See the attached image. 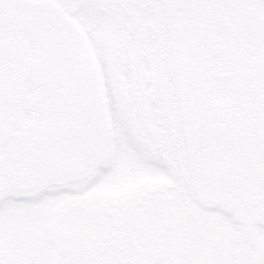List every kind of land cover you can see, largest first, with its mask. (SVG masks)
<instances>
[{
    "label": "flooded vegetation",
    "instance_id": "1",
    "mask_svg": "<svg viewBox=\"0 0 264 264\" xmlns=\"http://www.w3.org/2000/svg\"><path fill=\"white\" fill-rule=\"evenodd\" d=\"M75 1L73 21L88 10L102 11L105 37L110 42L116 38V49L122 43L126 46V55L121 61L127 64L117 72L120 80L117 95L123 112L136 128L138 140L154 159L151 168L153 166L155 174L147 179L154 187L133 204L140 206L145 200V211L150 206L152 212L156 209L152 213L153 229L145 233L144 223L135 226L133 215L121 212L112 204L113 208L106 209L111 220L105 225L102 239L98 240V234L95 235L97 248L125 264H146L140 255L144 253L147 234L150 244L155 245L151 252L152 264H190L187 254H179L184 238L199 243L200 257L204 255V260L208 251L217 250L219 242L216 237L212 238V233L223 230L220 219H224L226 234L234 241V251L239 249V232L243 226L248 238L242 252L253 255L256 248L260 258L264 245L256 244L252 229L254 207L264 199V0ZM113 1L116 6H110ZM65 2L71 4L65 0V7H68ZM63 5H57L59 10L62 11ZM32 9L28 0H0V37L8 36L13 30L16 36L28 22H36ZM35 9L44 24L38 54L48 59L38 68L48 88L51 81L43 76L47 64L58 69L54 62H70L74 57L72 48L66 50L61 43L70 44L59 23V14L55 15L54 8L46 3ZM120 14L127 15L126 23ZM63 32L65 36L61 39ZM215 33L219 34V42H224L219 44V51L227 54L234 69L229 76L232 79L234 74L236 78L233 77L232 85L229 80L225 84L221 79L217 82L222 94L219 101L211 99L200 78V68L207 61L218 59ZM99 43L97 41V45ZM118 54L113 51L109 60L112 56L116 60ZM12 57L21 65L1 64ZM31 63L21 50L0 44V73L3 75H9L12 69L15 75L19 68L26 72ZM62 70L70 74L71 84L73 80L72 65L67 68L61 65L56 73L60 82L56 81L53 87L59 94L67 88L66 82L59 87ZM125 71L127 74L122 73ZM131 80L134 98L127 85ZM73 94L75 97L74 91ZM55 103L54 108L59 110L60 102ZM54 115L58 117V113ZM69 120L70 116L65 120H52L46 126L48 129L44 128L47 133H43L37 152L31 153V148L21 150L24 165L19 173L16 165L0 164V176L7 179V183L0 182V206L5 201L10 203L11 198L22 199L18 195L10 197L13 191L32 190L35 182L21 184L19 181L31 178L34 172L50 169L64 175L87 170L96 149L91 128L87 127L85 132L74 128L72 140H76L67 142L68 139H64L68 135L67 126L73 125H68ZM7 184L11 187L9 191ZM182 199L186 202L182 203ZM161 214H164L162 222L157 217H162ZM247 259L249 261L243 264H264L253 256V261Z\"/></svg>",
    "mask_w": 264,
    "mask_h": 264
},
{
    "label": "rangeland",
    "instance_id": "2",
    "mask_svg": "<svg viewBox=\"0 0 264 264\" xmlns=\"http://www.w3.org/2000/svg\"><path fill=\"white\" fill-rule=\"evenodd\" d=\"M28 1L33 8L32 16L37 17L36 22H28L23 30L16 31V36L13 35L12 32L15 31L11 28L12 32L8 36L0 37V44L11 45L13 49L21 50L24 56L32 60L26 72L19 68V73L15 75L11 72L15 69H12L9 75L0 73V164L5 162L9 167L16 165V171L18 173L22 171L24 162L20 158L21 150L31 148V153L37 152L41 148L44 134L47 133L44 128L48 127L52 120H65L67 116H70L68 125L72 123L73 125L67 126L68 135L64 139H68L67 142H74L76 140H72L74 128L79 127L80 132H85L86 128L90 127L96 149L92 163L89 161L87 170L83 172L61 175L49 169L41 173L34 172L31 178L24 182L19 181L21 184L35 182V186L32 190L13 191L10 197L18 195L22 199L11 198L10 203L5 201L0 206V264H125L113 254L101 252L97 248L98 241H95L97 237L95 235L98 234V240L102 239L105 225L111 220L106 209L113 208L111 206L113 204L114 208H119L121 212L133 215L134 225L144 223L147 229L145 233L153 229L155 218L152 213L156 212V209L152 212V206L145 211V200L142 205L133 206L139 197L154 187L149 183L151 180H147L154 172L153 166L151 168L154 159L150 150L138 140L136 128L123 112L117 95L120 84L117 72L124 69L127 64L121 61L126 55V46L122 43L116 49V38L110 42L105 37L106 23L102 18L104 16L102 11L93 10V13L88 10L86 14L81 13L76 21H73L72 4H76L74 0H69L71 4L65 2L68 7L63 5L65 0ZM113 2L110 6L115 4V1ZM45 3L51 5L54 14L58 13L61 17L59 23L65 34L67 33L66 39L70 44L65 41L61 43L66 50L72 48L74 57L70 62H54L59 66L58 69L50 63L47 64V72L42 73L49 82L51 81L48 88L45 87L39 69L48 59L38 54L44 24L38 10L35 9L41 8ZM61 4L64 6L62 11L57 7ZM124 14L120 15L126 23L128 18ZM64 32L61 39H64ZM120 34L123 37L124 29L120 30ZM97 41L101 43L97 45ZM215 41L218 45L216 47L218 59L207 61L200 68V78L206 85L211 99L219 101L222 94L217 82L221 79L222 84H225L229 80L232 85L233 77L235 80L236 78L234 74L232 79L229 76L230 71L234 73L229 57L219 51V44L222 43L219 42V34L215 36ZM102 48L103 52H100ZM113 51L119 54L116 60L112 59L113 56L109 60V54L112 55ZM12 59L13 57L11 61L1 64L4 66L9 62L12 66L21 65L17 59ZM68 64L72 65V84L70 74H64L63 69L62 83H59V87L64 86L66 82L67 88L63 91L65 94L56 93L53 87L56 81L60 82L56 73L59 72L61 65L67 68ZM122 73L127 74L126 71ZM127 85H130L134 98L133 81H128ZM73 91L76 93L75 97ZM180 97L183 99V96ZM74 100L77 103H74ZM56 101L60 102L59 110L54 108ZM54 113H58L57 118ZM75 119L79 121L76 120L77 124L74 126ZM151 120L150 123H153ZM3 177L0 176V182L7 183V179ZM6 186L9 191L10 185ZM262 199L254 207L255 223L252 232H255L256 244L259 242L264 245V199ZM185 202L186 200H183L182 203ZM168 204L170 203L166 205ZM158 205L161 206V199ZM172 205L173 202L171 208ZM165 212L166 210L164 214ZM7 214L11 216L6 217ZM163 215L157 216L161 222L164 221ZM220 221L223 230H218L217 234L216 231L212 233V238L216 237L219 242L216 251L213 253L208 251L203 260L204 255L200 257L199 243L184 238L179 254H187L190 257V264H243L249 261L247 258L253 261L252 256L264 262V253L259 258L256 248L253 255L242 252L248 238L246 228L241 226L239 249L234 251V241L226 234V221L224 219ZM145 236L144 253L140 257L146 264H152L154 261L151 252L155 245L150 244L147 234ZM255 242L252 241L253 244ZM132 257L137 258L135 254ZM147 259L149 261H146Z\"/></svg>",
    "mask_w": 264,
    "mask_h": 264
}]
</instances>
